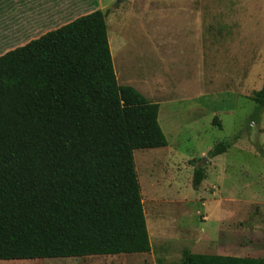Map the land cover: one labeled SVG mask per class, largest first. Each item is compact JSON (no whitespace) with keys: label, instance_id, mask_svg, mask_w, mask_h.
Segmentation results:
<instances>
[{"label":"rangeland","instance_id":"374dc122","mask_svg":"<svg viewBox=\"0 0 264 264\" xmlns=\"http://www.w3.org/2000/svg\"><path fill=\"white\" fill-rule=\"evenodd\" d=\"M24 1L0 10V55L106 11L117 81L159 104L167 145L133 151L150 251L12 264H159L185 250L263 258L264 108L251 115L264 82V0ZM221 141L228 148L211 157ZM195 167L205 173L197 188Z\"/></svg>","mask_w":264,"mask_h":264},{"label":"trees","instance_id":"16d2710c","mask_svg":"<svg viewBox=\"0 0 264 264\" xmlns=\"http://www.w3.org/2000/svg\"><path fill=\"white\" fill-rule=\"evenodd\" d=\"M95 9L0 55V260L151 249L134 149L167 145L159 104L113 67ZM256 120L264 82L253 94ZM217 143L211 157L223 153ZM195 167L194 188L204 179ZM159 264H264L183 251Z\"/></svg>","mask_w":264,"mask_h":264},{"label":"crops","instance_id":"0c3cea01","mask_svg":"<svg viewBox=\"0 0 264 264\" xmlns=\"http://www.w3.org/2000/svg\"><path fill=\"white\" fill-rule=\"evenodd\" d=\"M0 1H2V0H0ZM4 1H6L7 4L5 6L1 5L0 6V10L1 9L5 10V8H6V10H9V9H12V8L23 10L25 8V6L22 5L25 2L24 0H4ZM17 4H19V5H17ZM97 8H100V6L97 7ZM199 31H200V28H199ZM202 32H203V28H202ZM200 37H198V40L200 39L201 40V44H202L203 40ZM124 84H126V83H124ZM159 118H160V116H159ZM101 256H109V255H101ZM83 257H85V256H83ZM15 260H26V259L0 260V264H12L13 262H17Z\"/></svg>","mask_w":264,"mask_h":264}]
</instances>
